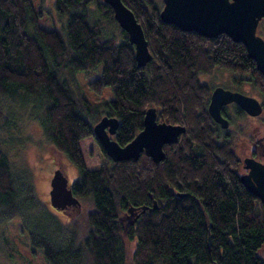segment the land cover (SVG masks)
Masks as SVG:
<instances>
[{
	"label": "trees",
	"instance_id": "trees-1",
	"mask_svg": "<svg viewBox=\"0 0 264 264\" xmlns=\"http://www.w3.org/2000/svg\"><path fill=\"white\" fill-rule=\"evenodd\" d=\"M122 2L148 41L151 59L144 67L103 0H54L65 23L52 30L28 15L30 0H0V97L30 106L45 139L77 168L71 190L84 209L81 224L77 215L65 227L42 214L45 203L14 173L8 156L31 139L12 136L0 110V223L23 224L30 249L42 251L48 264H126V240L133 238L130 264H264L263 206L238 181L229 149L234 137L231 145L216 141L206 109L209 88L200 79L215 69L249 76L264 94L262 75L243 45L226 35L210 39L165 24L158 0ZM98 65L100 75L88 86L96 94L109 87L108 101H89L76 82L77 72ZM150 107L157 120L185 132L163 147L158 164L144 154L113 163L93 125L115 117L114 139L124 146ZM94 156L104 160L90 166ZM130 209L135 219L125 227L121 219Z\"/></svg>",
	"mask_w": 264,
	"mask_h": 264
},
{
	"label": "water",
	"instance_id": "water-1",
	"mask_svg": "<svg viewBox=\"0 0 264 264\" xmlns=\"http://www.w3.org/2000/svg\"><path fill=\"white\" fill-rule=\"evenodd\" d=\"M103 2L112 8L117 25L126 33L128 42L134 48L137 65L144 67L151 55L142 26L122 0ZM161 3L159 17L165 24L210 39L226 35L233 42L241 43L247 57L254 61L257 71L264 79V39L256 33L259 21L264 18V0H161ZM231 102H235L251 116L262 112V106L256 99L217 87L211 94L207 111L222 128H227L228 122L221 116L220 109ZM117 127L118 120L108 116H102L92 127L96 139L113 163L137 161L140 155L144 154L153 163L158 164L165 157L163 147L177 143L178 137L186 130L184 126L157 120L154 107L145 110L141 130L124 146H120L112 138ZM243 163L247 172L241 174L238 181L248 193L261 202L264 210V160L259 163L246 158ZM48 195L49 204L53 209L62 211L72 207L79 213L81 203L73 195L71 184L61 168L53 171ZM153 208L148 209L149 212ZM144 211L145 208H142L141 212ZM134 214L130 209L127 217H133Z\"/></svg>",
	"mask_w": 264,
	"mask_h": 264
},
{
	"label": "rangeland",
	"instance_id": "rangeland-1",
	"mask_svg": "<svg viewBox=\"0 0 264 264\" xmlns=\"http://www.w3.org/2000/svg\"><path fill=\"white\" fill-rule=\"evenodd\" d=\"M161 3V0H158ZM162 6V5H161ZM31 14H35L37 17L38 25L41 28L52 30L60 29L65 23V16L60 17L54 8V0H30ZM262 29L260 32L264 35V22L261 24ZM109 31L117 34L116 30L107 26ZM27 31L32 33V27L27 26ZM102 65H98L94 70L88 72H77L75 74L76 82L81 89V93L89 100L93 102H100L102 100L108 101L112 99L111 89L109 87L103 88L100 94L93 93L88 86V82L96 79L101 72ZM225 72L219 69L214 70V75L211 76L207 81L210 85L216 82H222ZM236 74V73H235ZM200 79H203L200 78ZM250 87V86H249ZM249 87H246L248 89ZM102 109V108H101ZM0 110L4 116H7V120L10 126V134L12 136L25 139L30 138L31 142H25L24 144L14 146L8 152L9 160L11 163L12 170L14 173H21L24 178L28 180L32 186L33 191L37 195L38 199L45 203L47 210L42 212V214H51L55 216L57 221L62 227L71 224L72 219L65 217L64 215L56 212L49 204L50 190V179L52 177L53 171L57 167H61L67 176L68 183L72 184L78 179V170L73 166L67 157L57 151L54 146L48 142L43 136V131L41 129L38 119L31 116V107L18 102L4 101L0 97ZM35 113V111H33ZM38 115V114H33ZM263 120L259 121L261 125L260 128L264 131V113ZM241 124H245L246 129L256 132V121L254 119L244 120ZM242 133H239L237 137H234L235 144L237 143L238 137ZM4 136V130L0 128V137ZM112 138H114L112 136ZM238 154L242 156V149L238 150ZM104 160L103 156H94L90 166L98 165L99 162ZM56 163V165H54ZM59 165V166H58ZM55 166V167H54ZM82 203V202H81ZM77 214L76 224H81L84 219V209ZM125 225L128 219H121ZM126 226V225H125ZM27 234L23 229V224L19 225L16 220H11L10 222L0 223V264H48L43 253L40 250L33 252L27 241ZM135 238L126 240V250L128 251V259L126 264H130V254L134 249ZM264 256V250L262 252Z\"/></svg>",
	"mask_w": 264,
	"mask_h": 264
},
{
	"label": "flooded vegetation",
	"instance_id": "flooded-vegetation-1",
	"mask_svg": "<svg viewBox=\"0 0 264 264\" xmlns=\"http://www.w3.org/2000/svg\"><path fill=\"white\" fill-rule=\"evenodd\" d=\"M263 22H264V18H262L259 21L256 33L264 39L263 33L260 32V29H262L261 24ZM220 71L222 72V70ZM213 75H214V71L211 74L204 76L203 79H201L202 83L207 85V87L209 88V95L206 104V109H208V104L210 101L211 94L213 90L217 87H221L226 91L237 92L245 96L252 97L256 99L258 103L262 106V112L259 115L251 116L247 114L245 111H243L235 102H231L226 105H223L220 109V113L221 116L225 118L228 122L227 128H222L220 124L215 122L208 113L213 130L216 133L215 138L217 139L216 141L218 142V145L222 146L226 142L230 143L231 145V140L233 139V137H237L239 133H242L241 136L238 137L237 143L229 148L230 151L236 155L235 171L237 177H239L241 174L247 172V170L244 169L243 167L244 159L251 158L259 163H263L264 160V131H262V129L260 128L261 125L259 124V121L263 120L261 118L263 117V113H264V94L263 92H261L260 88L256 87V85L252 82L249 76H239L238 74L229 72L228 74L225 73L222 82L219 83L216 82L210 85L207 80L211 78V76ZM246 87L249 88L246 89ZM246 119L249 121L251 119H254L256 121V125H255L256 132H254V134H252L253 131L249 130V127L248 129H246L245 124H241L242 121L245 122L244 120ZM239 149H242L243 154L241 157L238 154ZM54 165H56V163ZM57 168H61V167L59 166ZM81 207H82V203H81ZM55 211L59 212L60 214L64 215L69 219H73L77 214H79L77 213V209L72 207H69L62 211H58V210ZM133 217L125 218L126 220L128 219V221L125 224L126 225L125 227H127V225L130 224V222L134 221Z\"/></svg>",
	"mask_w": 264,
	"mask_h": 264
}]
</instances>
